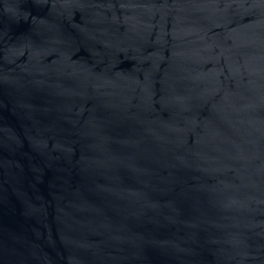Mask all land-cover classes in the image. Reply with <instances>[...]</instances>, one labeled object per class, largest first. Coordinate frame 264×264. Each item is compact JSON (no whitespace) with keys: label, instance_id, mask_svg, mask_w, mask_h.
<instances>
[{"label":"water","instance_id":"1","mask_svg":"<svg viewBox=\"0 0 264 264\" xmlns=\"http://www.w3.org/2000/svg\"><path fill=\"white\" fill-rule=\"evenodd\" d=\"M0 264H264V0H0Z\"/></svg>","mask_w":264,"mask_h":264}]
</instances>
